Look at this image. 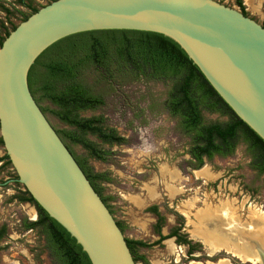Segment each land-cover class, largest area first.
<instances>
[{
	"label": "rangeland",
	"instance_id": "obj_1",
	"mask_svg": "<svg viewBox=\"0 0 264 264\" xmlns=\"http://www.w3.org/2000/svg\"><path fill=\"white\" fill-rule=\"evenodd\" d=\"M28 1L37 9L50 3ZM216 1L240 11L235 0ZM242 3L247 16L264 25V0ZM16 9L30 13L14 0H0V38L4 30L21 22ZM114 76L112 87L97 82L93 75L87 77L93 90L105 96V106L78 115L102 117L105 127L126 142L108 145L86 135L109 153L105 162L90 158L80 146L70 145V149L75 156L86 159L94 172L106 173L113 180L98 185L102 196L111 199L107 205L115 221L125 227V238L144 243L158 240L156 217L148 211L151 206L157 207L163 219L162 235L176 229L178 235L169 239L182 251L181 259L171 255L163 241L148 248L136 247V254L146 260L136 264H262L256 247L262 249L264 257V174L257 175L251 169L246 146L240 143L232 155L214 156L205 160L201 169L192 170L187 164L190 137L180 132L178 119L163 107L172 83ZM202 117L205 124L226 121L216 113L203 111ZM46 118L55 130H72L50 113ZM4 154L0 145V156ZM15 178L11 165L0 171V228L5 229L0 239V264H54L40 231L23 229L24 219H36L35 209L12 199L19 195L15 183L2 185ZM176 238L191 242L178 243ZM231 248L247 253L250 260L238 259L229 252Z\"/></svg>",
	"mask_w": 264,
	"mask_h": 264
},
{
	"label": "water",
	"instance_id": "obj_2",
	"mask_svg": "<svg viewBox=\"0 0 264 264\" xmlns=\"http://www.w3.org/2000/svg\"><path fill=\"white\" fill-rule=\"evenodd\" d=\"M101 30L146 31L172 39L264 141V28L216 0H55L3 40L0 138L15 181L76 240L91 264H135L115 219L27 84L31 65L50 45Z\"/></svg>",
	"mask_w": 264,
	"mask_h": 264
},
{
	"label": "trees",
	"instance_id": "obj_3",
	"mask_svg": "<svg viewBox=\"0 0 264 264\" xmlns=\"http://www.w3.org/2000/svg\"><path fill=\"white\" fill-rule=\"evenodd\" d=\"M14 2L30 10L29 14H25L16 9L21 22L38 10L28 0ZM235 4L247 16L242 0H235ZM3 10L7 16L11 15L8 9ZM15 27L11 25L10 30H4L0 46ZM115 74L127 75L135 80L172 83L163 107L170 116L178 119L180 132L190 137L191 145L187 152L189 168L199 170L205 160L209 161L214 156H230L238 144L242 143L251 158V169L257 175L264 174V141L219 97L176 42L162 34L146 31L101 30L77 33L53 43L35 59L27 74V84L41 112L45 116L47 113L52 114L60 123L72 129L55 131L111 214L107 205L111 199L102 196L98 183H112L113 180L106 173L94 172L86 159L75 156L70 145L80 146L90 158L105 162L109 153L89 141L86 135H93L108 145H122L126 142L115 131L105 127L102 117L82 118L78 115L79 112L105 106V96L93 90L87 77L93 75L97 82L112 87ZM203 111L216 113L225 117L226 121L205 124ZM10 165L6 154L0 156V171ZM15 185L19 195H14L12 199L28 203L36 211L34 221L24 219L23 229L40 231L54 264H91L76 240L36 203L24 187L18 183ZM148 211L156 217L158 240L144 243L125 238L135 264L138 260L146 263L143 256L136 254V247H152L178 235L176 229L162 235L160 230L163 219L157 207L151 206ZM116 224L123 233L125 227L117 221ZM4 231V227L0 228V239ZM177 241L179 243L180 240L176 238ZM180 242L188 244L191 241L182 239ZM187 253L191 254L190 248Z\"/></svg>",
	"mask_w": 264,
	"mask_h": 264
},
{
	"label": "bare ground",
	"instance_id": "obj_4",
	"mask_svg": "<svg viewBox=\"0 0 264 264\" xmlns=\"http://www.w3.org/2000/svg\"><path fill=\"white\" fill-rule=\"evenodd\" d=\"M207 246V245H206ZM170 248H172V245L170 246ZM256 249H257V253L258 254H262V249L257 245V247H256ZM228 251V250H227ZM232 255H234V256H236L238 259H242V261H249L250 260V258H249V256H248V254L246 255V254H244V252L243 251H239V250H237V249H233V248H231L230 249V251H229ZM261 254H260V256H261ZM219 261H221V262H223V261H225V260H219ZM190 264H198V263H196V262H190Z\"/></svg>",
	"mask_w": 264,
	"mask_h": 264
},
{
	"label": "crops",
	"instance_id": "obj_5",
	"mask_svg": "<svg viewBox=\"0 0 264 264\" xmlns=\"http://www.w3.org/2000/svg\"><path fill=\"white\" fill-rule=\"evenodd\" d=\"M165 242V244H166V247H167V250H168V252L171 254V255H176V256H178V259H181V252L182 251H179V249L172 243V240L171 239H168V240H165L164 241ZM172 245V249H170V247L169 246H171ZM170 249V250H169ZM176 261V260H175ZM177 262V261H176Z\"/></svg>",
	"mask_w": 264,
	"mask_h": 264
},
{
	"label": "flooded vegetation",
	"instance_id": "obj_6",
	"mask_svg": "<svg viewBox=\"0 0 264 264\" xmlns=\"http://www.w3.org/2000/svg\"><path fill=\"white\" fill-rule=\"evenodd\" d=\"M220 3V2H219ZM55 130V129H54ZM69 152H71V151H69ZM73 156V155H72ZM74 157V156H73ZM75 158V157H74ZM16 179H17V177H16ZM16 179H12V180H8V181H5L4 183H2V185H4V184H6V183H9V182H13V183H17L15 180ZM165 241V240H164ZM163 242V241H162ZM190 264V263H189Z\"/></svg>",
	"mask_w": 264,
	"mask_h": 264
}]
</instances>
